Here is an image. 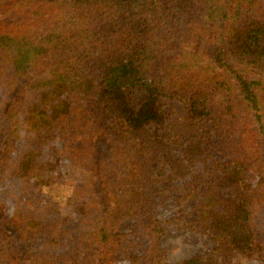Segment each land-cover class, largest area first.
I'll return each instance as SVG.
<instances>
[{
    "label": "trees",
    "instance_id": "1",
    "mask_svg": "<svg viewBox=\"0 0 264 264\" xmlns=\"http://www.w3.org/2000/svg\"><path fill=\"white\" fill-rule=\"evenodd\" d=\"M180 222L175 264H264V0H0V264H170Z\"/></svg>",
    "mask_w": 264,
    "mask_h": 264
},
{
    "label": "rangeland",
    "instance_id": "2",
    "mask_svg": "<svg viewBox=\"0 0 264 264\" xmlns=\"http://www.w3.org/2000/svg\"><path fill=\"white\" fill-rule=\"evenodd\" d=\"M162 109L166 116V125L163 132L169 131L171 133H178L182 136L185 123V110L182 104L173 101L163 100ZM170 128V130L168 129ZM175 204L170 202L166 207H162L157 212V217L163 222H167L175 211ZM187 222L165 223L167 233L159 242V247L164 251L166 262L175 264L182 260H187L193 256L205 254L213 247L214 243L202 231L201 225L196 223L194 225L186 224ZM258 227L264 229V223ZM139 251L134 254L137 257H143L144 248L138 246ZM144 262V260H142ZM229 264H261L255 260H245L240 257H234Z\"/></svg>",
    "mask_w": 264,
    "mask_h": 264
}]
</instances>
